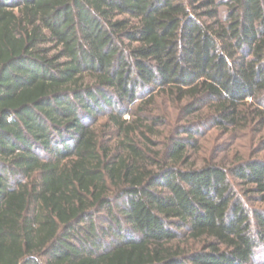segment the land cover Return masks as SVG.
Wrapping results in <instances>:
<instances>
[{
  "label": "trees",
  "instance_id": "trees-1",
  "mask_svg": "<svg viewBox=\"0 0 264 264\" xmlns=\"http://www.w3.org/2000/svg\"><path fill=\"white\" fill-rule=\"evenodd\" d=\"M263 152L264 0H0V264H264Z\"/></svg>",
  "mask_w": 264,
  "mask_h": 264
},
{
  "label": "rangeland",
  "instance_id": "rangeland-1",
  "mask_svg": "<svg viewBox=\"0 0 264 264\" xmlns=\"http://www.w3.org/2000/svg\"><path fill=\"white\" fill-rule=\"evenodd\" d=\"M128 117V114L125 116ZM225 135H221L220 133L217 132H212L209 134V137H207L206 139H202L201 143H202V149L203 151L201 152L199 158L201 159L202 157H207L213 153H215L218 150L217 155H219L220 157L224 156L226 153L232 154L233 150L236 149L237 151H245V149H247V140L246 137H240L237 140L233 141L228 139L227 143H225V145L220 148L218 146V144L223 143L222 141H224V139L226 140ZM219 149H223V150H219ZM264 153V152H263ZM263 155V154H260ZM200 163V160H197Z\"/></svg>",
  "mask_w": 264,
  "mask_h": 264
}]
</instances>
